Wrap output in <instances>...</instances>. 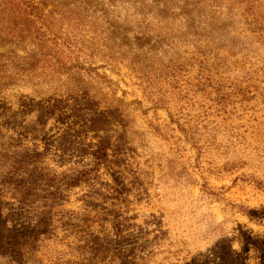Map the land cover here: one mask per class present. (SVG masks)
I'll return each instance as SVG.
<instances>
[{
  "label": "rangeland",
  "instance_id": "374dc122",
  "mask_svg": "<svg viewBox=\"0 0 264 264\" xmlns=\"http://www.w3.org/2000/svg\"><path fill=\"white\" fill-rule=\"evenodd\" d=\"M27 1L41 6L54 32L73 24L57 0ZM125 1L118 14L137 21V32L175 29L181 43L160 51L161 69L184 50L189 57V40L205 31L249 48L234 58L240 73L264 75V32L249 45L233 37L264 24V1ZM10 41L0 38V56L34 51ZM86 42L113 85L97 84L80 104L46 81L0 85V241L26 249L6 246L0 264H264V83L252 102L212 119L216 94L197 91L194 75L181 86L183 102L157 106L128 59L113 58L98 39ZM227 74L232 87L237 73ZM212 134L216 152L208 150ZM98 158L100 179L70 188L68 178ZM235 161L241 167L226 171ZM39 225L42 235L21 238Z\"/></svg>",
  "mask_w": 264,
  "mask_h": 264
},
{
  "label": "trees",
  "instance_id": "16d2710c",
  "mask_svg": "<svg viewBox=\"0 0 264 264\" xmlns=\"http://www.w3.org/2000/svg\"><path fill=\"white\" fill-rule=\"evenodd\" d=\"M262 1L264 0H255V7ZM125 5V0H57L55 6L69 8L70 15L74 17L71 18L73 24L64 33H56L50 27L49 16L39 4L27 0H0V38L10 37L12 43H29L34 47L32 54L27 57L0 56V85L46 81L56 93L63 92V96L78 105L85 95L88 96L97 89V84L113 85V81L104 72L105 67L96 59L98 49L86 42L87 39H98L104 47L110 49L113 58L128 59L131 62V69L141 76L145 96L155 101L157 106L160 102H171L174 98L183 102L181 86L187 78L186 74L195 76L192 77L197 91H203L207 95L216 94V98L210 101L211 109L207 113L208 118L212 119L233 115L238 106L252 102L263 91L259 84L264 83V75L258 78L252 72L240 73L238 70L241 64L234 59L240 51L249 48L242 47L243 45L239 47L229 36H222L220 33H196L188 43L190 56L187 57L184 50L177 61H173V65L161 69L157 58L160 51L181 43L175 29L159 25L147 33L137 32V21H133L130 26L128 20L121 19L118 14V8ZM65 18H68L67 12ZM255 22L257 29H253L251 34H243L241 31L240 34H233L235 41L238 39L245 45H249L251 41L257 43V37L264 32V24ZM260 36L264 38L263 35ZM134 39L136 41L130 43ZM113 45L117 46V50ZM226 54L230 57L225 56ZM160 70L164 77L158 75ZM228 72L232 75L237 73L236 77H232V87L228 86L230 77H224L229 76ZM243 80H247L248 86L242 84ZM117 104L129 113L123 101ZM100 113H103L102 110ZM193 128L197 129L199 126L195 125ZM220 129L221 125L212 126L210 132L215 133ZM213 135L210 136V141L207 139L208 144L211 142L208 150L215 148ZM199 141L201 140L197 139L194 144L201 149ZM216 149L220 150L215 148V152ZM101 160L98 158L69 177V187L76 188L98 181ZM240 164V161L227 162L224 168L226 171L238 170ZM43 176L39 175L36 180ZM43 230L44 227L39 225L36 229L20 230V235L22 239H30L42 235ZM6 246L18 251L23 248L19 245L17 249L0 241V252H4ZM22 251L26 252V249Z\"/></svg>",
  "mask_w": 264,
  "mask_h": 264
}]
</instances>
